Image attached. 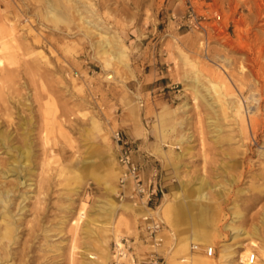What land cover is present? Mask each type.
<instances>
[{"label": "rangeland", "instance_id": "1", "mask_svg": "<svg viewBox=\"0 0 264 264\" xmlns=\"http://www.w3.org/2000/svg\"><path fill=\"white\" fill-rule=\"evenodd\" d=\"M62 3L68 19L55 25L44 19L46 0H0V131L8 136L0 139V181L13 185L9 209L17 225V238L0 242V264H104L105 244L113 255L122 238L132 242L135 256L123 258L124 264H151L153 253L163 264H185L178 242L194 228L191 213L199 218V211H179L181 234L158 211L166 193L173 199L185 191L189 205L200 184L204 211L207 216L214 211V220L196 221L195 229L211 243L194 252L205 255L212 245L211 263L221 264L222 248L229 244L236 258L247 255L228 264H249L252 254L251 264H264V0H194L209 18L204 32L178 28L171 20L176 5L175 11L183 10V0ZM92 13L101 18L96 26L108 27L128 47V62L113 60L104 67L99 36L85 33L94 25L81 19L94 22ZM152 67L164 76L152 85H170L146 92L152 86H139V71ZM197 70L228 89L218 96L201 86L205 98H195ZM250 95L261 105L255 129L246 133L241 115L254 105ZM237 100L244 105L238 114ZM172 109L174 114H165ZM116 130L157 164L161 190L151 205L162 222L158 249L143 229L142 214L126 205L135 200L130 186L119 182L121 167L115 176ZM158 143L161 152H154ZM27 144L30 165L22 170L18 164V172L6 176ZM87 157L93 162H82ZM108 182L118 192L111 193ZM111 201L117 209L109 212ZM3 206L0 202V223ZM80 210L88 224L73 223Z\"/></svg>", "mask_w": 264, "mask_h": 264}, {"label": "bare ground", "instance_id": "2", "mask_svg": "<svg viewBox=\"0 0 264 264\" xmlns=\"http://www.w3.org/2000/svg\"><path fill=\"white\" fill-rule=\"evenodd\" d=\"M62 1L63 0H46V6L44 8V19L45 20H48V21L54 23L55 25H58L59 23H61L63 21H66L68 19L64 15L65 5L66 4L63 5ZM96 9H98V8L96 7ZM40 11H42V10H40ZM263 11L264 10H262L261 12H263ZM93 14H94V16H93L94 22H92L91 18L88 19V17H86V19H84L85 18L84 16H81V19H83L87 23L88 26L94 25L95 29H93V28L90 29V27H88V29H86V30L84 29V30H85V33L87 35H89V36L94 35V34L99 36V40L97 42H98V44L100 46V56H101V60H102V62L104 64V67L107 68V69L110 68L112 66V61L113 60H118L120 62H124L125 63L128 60V57H129V53H128L129 49H128V47L126 45H123L120 42L121 39L118 37V35L115 32H112V31L108 30V27L96 26V22L95 21L96 20H100L101 18L99 16H97L96 13H92V15ZM74 19H75V17H74ZM76 25H77V23H76ZM86 28H87V26H86ZM221 60L228 62L229 58L221 57ZM258 63L260 65H262V63L260 61ZM0 64H3V59H0ZM120 66H121V64H120ZM106 76H107V78L113 77L112 74H107ZM259 77H260V74H259ZM202 79L205 80V82H207V85L204 84ZM262 80L264 82V75L262 76ZM201 86H204L209 91H214L215 94L216 93L218 94V96L222 95V93L224 92V91H222L223 88H225L226 90L228 89V85H226L225 82H222L221 84H218L217 82H214L211 78H209V77L206 78L202 71L197 70L196 73H195V76L193 77V86L191 87V89H193V91H194L193 95L195 96V98H200V97L201 98H205L204 94L201 93V88H202ZM249 97H250V102L253 101L254 105L249 104L247 106L248 107L247 111L245 113L243 112L242 115H241L242 127H243V129H244V131L246 133L248 132L250 127L253 130L255 129V125H256V123L258 121L257 115H258V112H259V109H260V105H261L259 99L256 98L254 95H250ZM209 104H212V103L209 102ZM181 106H178V107H181ZM243 106L244 105H243L242 101H240V100L235 101V105L233 107L235 109L234 111L237 114L239 112H242L241 108ZM252 106H254V107H252ZM175 110L176 109H172V110H170L169 112H167L165 114L167 115L170 112H173V114H174ZM164 121H166V120L164 119ZM92 123L94 124V120H93ZM166 124H168V121H166ZM166 129L162 130L163 132H165L163 134V137L166 135ZM5 137L6 138L8 137V136H6V133H4L3 131H0V139L2 140ZM93 145H91V146H93ZM153 149H154V152H161L159 143ZM20 153H21L20 157H17L16 159H14V161L16 162V165L13 164V166L9 167L8 169L7 168L5 169L6 171H5L4 174L6 176L7 175L9 176V173L12 174V173L18 172V168H19L18 164L22 167V170H23V168H26V167H28L30 165V163L32 161V159H31L32 149H31L30 145L27 144L26 147L21 146L20 147ZM93 160H94L93 157H87V158H84L82 160V162L88 164V163L93 162ZM118 169H120V166L118 164H116V162H115V176H117L118 173H119ZM4 184H5V182H1L0 181V202H2L4 204V206H3V215H2V219H1L2 222L0 223V226H1L0 227V242L1 243H6V244H10L11 241H13V240H15V238H17L16 237L17 225H15L14 218H13V216L11 214V210L9 209V206H10V197H9V195H10L11 192L14 191V189H13V185L12 184H9V186H5V187H4ZM182 184H183L182 185L183 186V190L186 189V187L184 186V183H182ZM106 187L108 188V190L111 193L118 192V190H119V188L117 187V184H113L111 182H108ZM190 195H192V194H190ZM185 196H186L185 191H178V192L173 194V197H174L173 199H175L174 200L175 202H173L172 201L173 199L170 198L171 196H169L168 193H166L164 195V198H163L164 201L160 204V211H158V212H162V213H165L166 215H168L170 217V223L175 228V231L181 234L183 232L181 230V228L183 226L182 222L184 220L182 221V215H181L182 213L180 214L179 211L180 210L183 211V208L184 209L186 208L185 210H187V209L190 210L191 208H196L199 211L197 213L199 214L200 217L196 218L194 213H191V212H193L192 209H191L190 213L192 215L190 217L192 219V224L194 225V228L191 227L189 233L185 234V237H183L181 239V241L178 242L179 244H181V247L183 249V254H184V256L181 257L179 260L181 262L185 263V264H212L211 263V258L209 256H207L206 254L204 255L202 252L201 253L194 252L192 250V245L191 244L195 243V244L201 246L202 244H210L211 243L208 234H206L204 236L203 233H200V232H198L195 229L196 228L195 226L197 224L196 221H198V223L201 222V223L212 224L213 220H214V211L210 210L209 213H208V216H207V213H205V211H204L205 209L203 207V201H204V198L206 197V195H205V193L202 192V184H200V186L198 188H196L195 201H191V203L189 205H187L185 203V201H183V199H187V198H184ZM127 200H129V199H127ZM121 205L125 206V204H121ZM126 205L129 207V209H132L133 211L138 212V214H142V216H144L148 212H151V210L149 208L144 207V206H142V207L137 206L136 203H127ZM110 207L111 208H110L109 212H111L114 208L117 207L116 202L111 201L110 202ZM124 208H126V207H124ZM85 212H84V210H82V211L80 210V212H79V214L77 216V219L75 221H73V223H78V224L79 223H82V224L85 223V224H88V221H84L83 222V219H82L83 217H85V215H84ZM184 216H185V213H184ZM177 219L179 220V222H177ZM207 221H209V222H207ZM79 225L81 226V224H79ZM89 228H91V227H89ZM237 231L238 230L233 231V237H235L237 235ZM4 240H5V242H3ZM117 242H120V240L118 239ZM105 245L107 246V252L104 254L105 259H106L104 264H110L111 259H113L112 258L113 255H112L111 251L108 249V245L107 244H105ZM153 246L156 249H158L157 245H153ZM207 246H210V245H207ZM231 250H232V248H231V246L229 244L228 245L227 244L224 245V247L222 248V254H221V258H220L221 264H228V261H230V260L231 261H236V260H238V258L240 259V261H244V259H245L247 254H241L240 256H238V258H236L238 253L235 252V251L233 252ZM171 264H173V262H171Z\"/></svg>", "mask_w": 264, "mask_h": 264}, {"label": "built area", "instance_id": "3", "mask_svg": "<svg viewBox=\"0 0 264 264\" xmlns=\"http://www.w3.org/2000/svg\"><path fill=\"white\" fill-rule=\"evenodd\" d=\"M183 7L182 11L173 10L171 12V20L177 22L178 28H188L204 32L206 30L204 23L209 19L208 15L200 13L197 10L194 0H183ZM113 139L117 149V161L122 170L119 182L122 188H126V186L129 185L133 189L131 196L136 204L138 203L151 210V212L142 216V226L148 238L152 239L155 244L158 245L163 240V238L159 236L162 230V222L153 214L154 209L151 205L153 202H157L158 193L161 190L158 184L154 182V176H156V174L147 179L142 176V169L134 158L135 150L138 148L134 147L133 140L127 135L120 130H116L113 133ZM197 247V244H192L193 251ZM132 250V242L129 239L122 238L120 242L116 241L113 253V264H124L125 260H123V258L127 257L135 261ZM204 251L207 256L211 257L215 255L216 248L210 245L206 246ZM254 259L255 255L252 254L248 259V263L251 264ZM149 262L151 264H163L155 253L151 254Z\"/></svg>", "mask_w": 264, "mask_h": 264}, {"label": "crops", "instance_id": "4", "mask_svg": "<svg viewBox=\"0 0 264 264\" xmlns=\"http://www.w3.org/2000/svg\"><path fill=\"white\" fill-rule=\"evenodd\" d=\"M175 8H177V5L175 6ZM175 8L173 10H175ZM162 77H164V76L161 75V70H158L155 68L153 69V67H152L151 71L148 73L147 72L143 73L142 71L141 72L139 71L138 80L140 79L141 81H139L138 84H139V86H145L147 84L151 85L152 87L147 89L146 92H151L152 90L154 91L156 89H164L165 87H168L170 85V83H164V81H161L159 83H154L152 85V83L154 81H156ZM159 95H161V93H159ZM134 158H135L136 162H138V164L140 165V167L142 169V176L145 179H147L149 177H153L156 174V176H154V182H157L158 167H157V164L155 163V160L153 158H150L149 155L146 154L140 148L135 150ZM132 191H133V189H132Z\"/></svg>", "mask_w": 264, "mask_h": 264}]
</instances>
